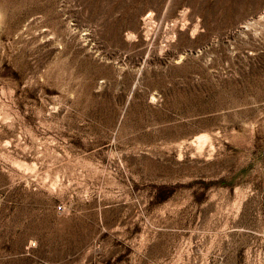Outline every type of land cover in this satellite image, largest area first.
Wrapping results in <instances>:
<instances>
[{
  "label": "rangeland",
  "instance_id": "rangeland-1",
  "mask_svg": "<svg viewBox=\"0 0 264 264\" xmlns=\"http://www.w3.org/2000/svg\"><path fill=\"white\" fill-rule=\"evenodd\" d=\"M0 264H264V0H0Z\"/></svg>",
  "mask_w": 264,
  "mask_h": 264
},
{
  "label": "built area",
  "instance_id": "built-area-1",
  "mask_svg": "<svg viewBox=\"0 0 264 264\" xmlns=\"http://www.w3.org/2000/svg\"><path fill=\"white\" fill-rule=\"evenodd\" d=\"M58 209H59V210H62V209H63V207H62V206H58Z\"/></svg>",
  "mask_w": 264,
  "mask_h": 264
}]
</instances>
